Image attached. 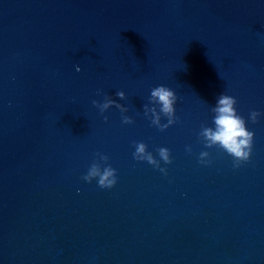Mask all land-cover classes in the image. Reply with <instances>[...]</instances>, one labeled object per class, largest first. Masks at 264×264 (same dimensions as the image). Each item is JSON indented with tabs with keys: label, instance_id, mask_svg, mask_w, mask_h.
<instances>
[{
	"label": "clouds",
	"instance_id": "clouds-1",
	"mask_svg": "<svg viewBox=\"0 0 264 264\" xmlns=\"http://www.w3.org/2000/svg\"><path fill=\"white\" fill-rule=\"evenodd\" d=\"M79 71V68H77ZM116 95L124 99L125 93L118 91ZM150 101L160 106L159 113L155 107L149 109L148 105L144 106L145 115L151 113L152 124L158 126L161 130H164L169 125L173 124L176 120L175 117V103L177 101V95L170 88L161 85L151 90ZM237 100L235 97L227 94H221L217 100V104L212 108V111L216 114L214 116V125L212 127H203L200 132V136L204 139L207 147L214 145L219 146L221 149L226 151L228 154L234 157L235 166H239L241 162L247 161L250 158L253 146L254 133L249 131L246 127L245 120L237 114V109L234 107ZM93 104L100 108L101 113L107 110L110 106L115 105L121 110V113L127 112L128 109L119 104L116 100L110 97H106L105 101L101 104L98 101H93ZM160 113L168 118L167 124H161ZM260 115L257 111H252L250 118L252 122H256ZM105 120L107 117L105 116ZM132 119L129 116H123V123L130 124ZM135 152L133 157L136 160L147 161L149 164L159 168L161 172L167 174L165 168L160 167V162L153 156L151 152L147 150V145L144 142H134ZM159 156L165 163H171L170 150L166 147H160L157 149ZM191 151V148H188ZM100 160L107 162L109 157L103 154H97ZM207 151L200 153L201 163H206L204 158L208 157ZM116 169L107 165L101 167L100 162H94L89 168L86 175L83 176L85 181L91 182L94 178L97 179V183L101 188H112L117 183Z\"/></svg>",
	"mask_w": 264,
	"mask_h": 264
}]
</instances>
